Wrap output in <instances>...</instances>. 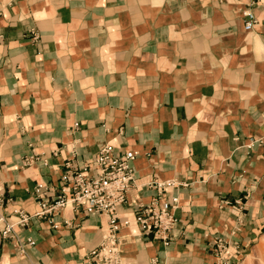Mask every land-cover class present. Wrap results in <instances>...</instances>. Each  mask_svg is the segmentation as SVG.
Returning a JSON list of instances; mask_svg holds the SVG:
<instances>
[{"label":"crops","instance_id":"1","mask_svg":"<svg viewBox=\"0 0 264 264\" xmlns=\"http://www.w3.org/2000/svg\"><path fill=\"white\" fill-rule=\"evenodd\" d=\"M105 143L136 152L117 210L131 220L118 233L125 264H214L213 235L254 230L264 204V0H0L4 219L36 212L35 186L58 194L66 164L81 167ZM170 180L180 184L165 196L179 204L166 245L132 219ZM105 228V216L70 206L32 217L0 234V264H93L86 255Z\"/></svg>","mask_w":264,"mask_h":264},{"label":"built area","instance_id":"2","mask_svg":"<svg viewBox=\"0 0 264 264\" xmlns=\"http://www.w3.org/2000/svg\"><path fill=\"white\" fill-rule=\"evenodd\" d=\"M251 21H246L244 30L250 29ZM97 153L81 167L72 168L66 164L67 170L58 180L59 192L51 195L56 187L37 184L34 188V198L38 209L33 214L13 210L14 219L5 220L1 210L3 200L0 197V234L11 238L15 234L14 226H25L32 217L53 218L59 210L70 206L80 208L86 214L103 215L106 218L105 232L96 247L87 255L86 261L93 264H125L120 255L119 231L131 223L125 216L118 215L117 210L127 203V193L134 184V166L132 161L136 152L123 151L116 153L113 147L105 143L98 148ZM32 158L24 157L27 165ZM180 183L170 180L156 182V193L147 203H139L133 215V223L145 234L158 235L163 244L169 242V232L176 223L175 209L179 204V196L174 193L166 197L171 189H176ZM55 227V225H53ZM33 244L32 240H27ZM20 252L24 249L20 247Z\"/></svg>","mask_w":264,"mask_h":264},{"label":"rangeland","instance_id":"3","mask_svg":"<svg viewBox=\"0 0 264 264\" xmlns=\"http://www.w3.org/2000/svg\"><path fill=\"white\" fill-rule=\"evenodd\" d=\"M228 204L229 202H222ZM241 212L243 204L238 202ZM258 214H253L254 230L245 231L241 225L233 227L228 233L213 235L212 254L216 258L214 264H264V204ZM247 220L248 214L244 216ZM244 221H242L243 224Z\"/></svg>","mask_w":264,"mask_h":264}]
</instances>
